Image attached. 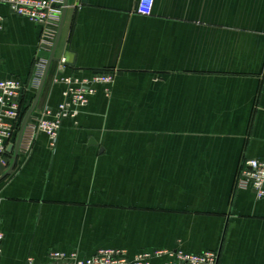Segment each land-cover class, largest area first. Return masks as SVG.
Wrapping results in <instances>:
<instances>
[{"label":"crops","instance_id":"0c3cea01","mask_svg":"<svg viewBox=\"0 0 264 264\" xmlns=\"http://www.w3.org/2000/svg\"><path fill=\"white\" fill-rule=\"evenodd\" d=\"M137 1L67 0L55 60L0 181V264L101 249L264 264V198L236 183L243 160L264 161V0H154L149 16ZM55 38L2 8L0 79L29 85ZM107 71L113 83L94 87L53 144L34 131L62 102L60 79Z\"/></svg>","mask_w":264,"mask_h":264},{"label":"built area","instance_id":"2783aa9c","mask_svg":"<svg viewBox=\"0 0 264 264\" xmlns=\"http://www.w3.org/2000/svg\"><path fill=\"white\" fill-rule=\"evenodd\" d=\"M64 0H0V10L7 8L17 17L24 18L41 28L43 42L53 41L58 29V15L63 8ZM154 0H138L135 12L141 16H149ZM64 65L65 61L61 60ZM64 67V66H63ZM45 67L35 70L29 85L21 83L16 78L0 79V164L6 165L8 149L14 146L16 136L22 121L21 100L23 93L29 89H38ZM116 73L112 71L93 73L88 79L65 77L60 83L65 86L63 100L58 105L51 119L47 117L34 120V131L48 136L53 144L57 139L61 123L66 118H73L79 109L88 104L96 85L108 86L113 83ZM50 110H48L46 115ZM237 187L250 190L256 199L264 198V161L258 159L243 160L238 168ZM4 235L1 230L0 217V255ZM166 256L163 264H217L218 254L206 251L200 254H188L182 251L143 252L127 259L125 252L116 249H101L90 257H80L76 253L50 251L45 263H37L27 258L26 264H150L152 259Z\"/></svg>","mask_w":264,"mask_h":264},{"label":"water","instance_id":"95a60500","mask_svg":"<svg viewBox=\"0 0 264 264\" xmlns=\"http://www.w3.org/2000/svg\"><path fill=\"white\" fill-rule=\"evenodd\" d=\"M66 6H67V0H64L63 10H62L60 24H59V28H58V33L56 35L53 48H52L51 53L49 55V59L47 61V65L45 67V70H44L40 85H39V87H38V89L36 91V94H35V97H34V99L32 101L31 106L29 107V109L26 111L25 115L22 118L19 130H18V133H17V136H16L15 144H14V146H10L9 149H8V153L13 152L12 163H11V166L9 167V169L6 171V173L0 177V181L3 180L5 177H7L13 171V169H14V167L16 165L17 158H18L19 147H20V143H21V139H22V135H23L24 129H25V127H26V125H27V123H28V121H29V119H30V117H31V115H32L37 103H38V100H39V97L41 95L43 86L45 84V81H46L50 66H51L52 62L55 60L54 53H55V49L57 47V44H58V41H59V38H60L61 29H62V25H63V19H64V16H65ZM21 94H23V90H21Z\"/></svg>","mask_w":264,"mask_h":264},{"label":"trees","instance_id":"16d2710c","mask_svg":"<svg viewBox=\"0 0 264 264\" xmlns=\"http://www.w3.org/2000/svg\"><path fill=\"white\" fill-rule=\"evenodd\" d=\"M27 110H28V107L22 110V117L25 115V113H26Z\"/></svg>","mask_w":264,"mask_h":264}]
</instances>
